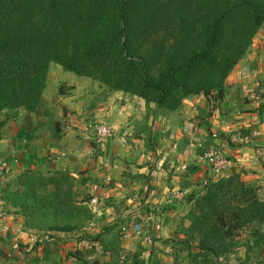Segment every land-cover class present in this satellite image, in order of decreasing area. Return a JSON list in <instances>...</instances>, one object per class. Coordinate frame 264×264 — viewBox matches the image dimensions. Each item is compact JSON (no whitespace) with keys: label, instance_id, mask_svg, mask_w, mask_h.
<instances>
[{"label":"trees","instance_id":"obj_1","mask_svg":"<svg viewBox=\"0 0 264 264\" xmlns=\"http://www.w3.org/2000/svg\"><path fill=\"white\" fill-rule=\"evenodd\" d=\"M263 28L264 0H0V128L20 110L38 108L52 64L169 112L193 97L221 102ZM12 186L0 192L26 229L77 234L94 217L91 197L78 201L66 173L25 172ZM203 189L185 198L189 225L179 243L191 264H230L240 233L264 226V199L237 173ZM90 241L111 251L104 233ZM24 247L22 258L31 254ZM133 260L144 264L139 255Z\"/></svg>","mask_w":264,"mask_h":264},{"label":"crops","instance_id":"obj_2","mask_svg":"<svg viewBox=\"0 0 264 264\" xmlns=\"http://www.w3.org/2000/svg\"><path fill=\"white\" fill-rule=\"evenodd\" d=\"M61 72L57 77L60 83L54 85L48 73L41 103L34 112L20 110L0 128V157L9 160L11 166L0 182V190L4 188L6 194L22 173L35 171L50 176L62 172L91 197L90 209L96 217L107 218L106 226L115 225L111 223L118 216V205L126 207L125 214L132 205L134 210L146 211V219L152 217L151 209L162 212L153 230L174 233L183 223L189 225L184 218L191 208L186 196L203 191L209 180L219 179L202 158L203 151L213 147L230 161L220 178L240 174L264 197V111L258 109L264 104V28L229 76L224 99L215 104L193 97L179 110L169 112L84 80L88 78L77 81L62 68ZM64 84L70 89L65 88L60 95ZM91 121L114 130L101 147L85 131ZM190 121L197 124L196 130L184 132ZM20 130L24 132L21 136ZM177 193L183 194L181 200H173ZM2 198L9 213L0 221V264H10L6 255L19 258L20 246L31 251L20 257L22 260L28 261L33 255L31 259L37 260L34 264L58 263L51 262L53 249L43 245L45 240L53 242L50 236L26 229L23 218ZM105 202L112 204L106 206Z\"/></svg>","mask_w":264,"mask_h":264},{"label":"rangeland","instance_id":"obj_3","mask_svg":"<svg viewBox=\"0 0 264 264\" xmlns=\"http://www.w3.org/2000/svg\"><path fill=\"white\" fill-rule=\"evenodd\" d=\"M49 72L52 75L50 84L54 85L56 82L60 83V81H57V77L62 74L61 67L52 64ZM74 79L77 81L81 80L78 76ZM84 80L96 86H103L97 81L89 80V78ZM64 85L66 86V84ZM66 88L68 87L66 86ZM6 116L8 115H4L3 118H6ZM87 125L85 131L89 132ZM3 158L5 157H0V159ZM3 179H1L0 182ZM15 179L17 178H14L13 182ZM16 188L17 186H14L12 190ZM80 189H82L80 184L75 187L78 201L88 196L87 193L85 194L84 191ZM0 195L1 198L3 197L4 200H6L7 196H4L1 192ZM141 197L143 196H140V198ZM259 197L264 199L263 196L259 195ZM173 200L181 199L175 198ZM123 203L125 204L126 202ZM105 204L107 206L112 204V202H105L104 205ZM118 206L116 207L118 211H115L118 216L115 221L111 223H114V226H106V224H108L107 218L105 216L96 217L92 212L94 215L92 220L87 224L86 228L82 229L77 234H65L66 237L63 239L62 237H50L53 242H47V240H45L43 245L53 249L50 254L48 253L53 260H51V262L57 260L58 263L56 264H60L59 262L63 263V261L70 262L69 264H114L113 261H116L118 264H131V260L133 262L135 261L133 260L135 255H139V258L144 260V264H191L190 259L186 258V253L183 252L182 246L179 243L180 241L186 240V236L183 233V230L186 228L184 223L183 226L174 233L173 231L157 233L153 230L152 225L158 217L162 216V212L159 213V211L151 209L150 212L152 217L151 219H146V211L141 212L140 208L134 210L131 205V208L127 207V213L125 214L123 212H125L126 209L124 208L126 207L124 205H122L123 207ZM89 207L91 208L90 203ZM136 224L141 226V231L139 233L134 230V225ZM100 233H104L105 240L110 244L111 251H105L102 247H91V237L97 236ZM261 238H264V226L257 230H245L241 232L238 238L235 239L234 245L236 247L234 253L231 254L230 264H264V243L260 247H253L256 240H260ZM43 250L45 251V248ZM116 251H118L117 255L116 253L113 254V252ZM38 253L39 250H36V254ZM70 255L75 257L79 256L80 259L77 260L78 257L74 259L73 256ZM31 257H33V255H30L28 261H25L18 258L17 255L16 257H7L6 255V259L9 260L8 263L10 264H34L37 260H32Z\"/></svg>","mask_w":264,"mask_h":264},{"label":"built area","instance_id":"obj_4","mask_svg":"<svg viewBox=\"0 0 264 264\" xmlns=\"http://www.w3.org/2000/svg\"><path fill=\"white\" fill-rule=\"evenodd\" d=\"M87 128L89 132L92 134V137L97 144L98 147H101L105 141L110 139L114 135V130L112 127L99 123L96 121H91L88 123ZM197 128V124L194 121H190L185 127L184 132L193 133ZM202 158L207 162L209 167L211 168V171L213 173V176L216 178L221 177L225 171L230 166V161L225 156V154L216 148L210 147L208 149H205L202 154ZM13 161L17 162L16 159ZM10 162L7 159H0V180L5 178L7 171L10 169ZM108 181L110 178L108 177ZM174 199H182L183 194L177 193L173 194L172 196ZM5 205L2 203L1 195H0V221H3L7 217V213L5 210ZM151 219V218H150ZM134 230L136 232H140V226L134 225ZM14 248H18V245L15 244Z\"/></svg>","mask_w":264,"mask_h":264}]
</instances>
